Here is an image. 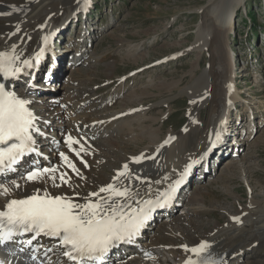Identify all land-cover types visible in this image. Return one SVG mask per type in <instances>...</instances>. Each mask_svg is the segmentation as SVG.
Listing matches in <instances>:
<instances>
[{"label":"bare ground","instance_id":"1","mask_svg":"<svg viewBox=\"0 0 264 264\" xmlns=\"http://www.w3.org/2000/svg\"><path fill=\"white\" fill-rule=\"evenodd\" d=\"M209 1L204 15L209 18L210 23L208 22L205 26L204 24L199 26L196 32L197 40L194 43V49L205 48L215 34L221 36L223 45H225V37L231 25V12L244 0ZM84 9V0H0V52L10 53L11 51L8 52L9 47L12 49L23 46L20 53L19 50H16V54L20 56V60L16 62V66L21 68L18 78L0 76V83L5 85L6 91L15 94L18 98L27 102V108L36 116L34 121L35 127L41 129L42 133L50 131H56L57 133V131H60L55 125V119L64 117L63 114L59 113L58 108L53 107V104L60 98L56 97L57 91L55 87L51 86V89L48 90V85L42 86L40 89L44 90V94L43 96L39 95L40 90L36 86V81L43 70L46 57L43 54L38 59H33V55L45 45L44 51L47 57H49V64L52 65L47 67L46 75L41 77L42 80L48 82L51 79L60 81L64 70L61 65L65 61L66 64H71V70H74L71 71L72 73L76 72V75L79 74L81 69L77 68V65L74 66L76 57L74 55L70 56L67 52L59 51L55 45V38L56 32L60 33L66 22L73 19L74 14L88 12ZM209 24V28H205ZM86 30L89 33L88 27ZM46 37L50 39L45 41ZM52 43L53 46L51 45ZM138 50L140 51L141 49L139 48ZM146 54L141 55V57ZM135 55H138L136 54V50ZM89 56V51L85 50L80 60L81 63L84 62L86 64V62L90 63L97 60H93L95 58L93 55L92 61H85V58H89ZM24 60H31L32 66L25 68L22 63ZM214 65L221 66V70L214 69ZM226 75L225 68L217 60H213L209 69L204 71L195 84L188 90L190 99L195 100L194 104H199L204 109L209 108L210 115L205 124H198L197 121H193L194 108H191L188 112L189 119L182 131L171 129L164 132V123H161L162 126L160 125L151 130L149 126L157 122L149 118L140 121L142 126L137 133H134V129L137 127V122L134 119L126 120L125 126L115 132L116 130L113 129L114 124L118 126L121 123V115L127 118L136 115L141 117L147 114L143 113L142 109L139 108L137 113L130 116V114L135 112L133 109L138 107L133 105L140 104L141 99L144 98V96L136 97L132 93L128 95L120 94L121 96L119 92L116 93V98H121L120 108L119 110L110 112L108 119L104 122L99 121L107 116L106 110L104 112L86 114L87 120L84 117L86 120L85 124L77 126V129L75 127V130L79 131V133H77L76 137L72 136L73 140L79 142L73 144L72 149L79 151L83 147L85 151L80 153L79 158L75 156L74 151H70L69 153L66 150L65 152V155L76 166L83 179L80 176H75L71 169L62 167V160L56 161L54 159L58 141L51 142L40 136L37 148L40 154L46 157H39L34 161L24 158L19 164V171L0 177V185L10 186L11 184L19 183L22 186L20 189H13L11 195L8 197L0 196V209H3L10 199L24 198L45 192L53 197H69L73 199L74 203L83 204L87 202V197L90 193L98 192L100 188L113 184L114 181L117 187H131L134 192H138L139 195L135 199H140L141 201L156 199L159 192L169 191V186L173 185L174 181L180 179L187 170V176L184 177L183 182L176 188L171 200L175 199L177 193L181 190H186V181L190 178L193 179V167L199 166L202 168L200 174L203 179L205 178V173L208 172L210 174V165H208L210 153H215L217 150L224 151V148H227L224 140L229 136L227 134H231V130L234 131V126L228 125L229 123H233V121L229 122L228 115L230 112L228 106L231 101L233 103L235 98L231 95L226 96L231 90V83L227 85ZM228 77L229 79L230 77L232 78V76ZM120 83H124V79H121ZM72 89L73 87L69 88V91L66 93L68 95H64L63 93L66 109L70 114H75L78 119H81L80 115L83 110L77 108V105L75 106L72 100L78 103L86 102L89 99L93 101L94 98L92 95L90 98H87L88 96L71 92ZM144 94H148L146 90ZM238 97L241 96L239 95ZM111 98L105 100L108 103L102 102L104 108H107L109 104H113L116 101L115 99L113 102ZM110 99L111 101H109ZM46 101L48 102L46 103ZM166 103L165 101H160L157 105L161 104L159 106L163 108ZM171 112L169 110L166 114L163 113L160 120H163ZM225 117H227V123L223 124ZM214 128L219 129V131L225 130L223 136H221L222 134L217 136V133H213ZM248 132L251 133L249 128ZM117 134H119V137L115 139ZM130 145H133L135 150L133 147L131 149ZM136 146H138L137 151ZM236 149L235 151H237ZM85 152L90 153V155H85ZM113 152H116L118 156L117 163L115 160L116 155H113ZM48 156L51 157L52 161L48 160ZM236 157L240 161V153L236 154ZM137 158L140 159V162L133 163ZM224 159H222V161L224 160L223 165H221L222 162L219 164L221 165L220 172L231 171V168H234L236 165L235 159L232 157H225ZM81 160L84 163H81ZM35 163L37 165H34ZM85 164H87V167L84 166ZM108 165H113L114 167L109 169ZM124 165H128L127 176L116 180L117 171L125 170ZM189 165H191L190 170L188 168ZM37 166H41L40 169L56 167L59 169V172L67 171L70 184L53 187L47 176L38 182H26L23 177L32 171L30 169ZM93 169L98 170L92 171ZM165 177H168V179H164ZM195 180L196 178L193 181L195 182ZM91 188H95V190H90ZM193 189L195 190L190 194L184 190L178 202L173 201L171 204V200L167 202L164 208L167 214H164L163 217L169 220L170 212L182 201H184V207L186 206L185 209H191L189 210L191 214H195L196 211L199 212L200 207L197 204L201 198H204V195L201 194L200 186H196ZM129 203H131L132 207H138L134 200L129 201ZM256 203H260V205ZM246 204L243 210L228 213L226 226L223 224L220 227L214 226V228L204 230L201 236L196 232L195 234L187 232L186 228L179 225V221L172 223L173 225L169 221L152 228V223L157 218L156 212L153 211L142 228L141 233L138 235V238H141L140 242L134 248L126 249L125 251L127 254H132L119 257L118 259L114 256H111V258L107 256L105 264H186L187 259L198 260V258L192 253L185 252V247H198L201 243H207L211 246L204 258L216 261L217 264H237L239 260L248 256L255 246L263 245L264 241V197L253 201L248 199ZM226 211H229L227 207L225 208ZM25 240V237L15 239L7 248L3 249L5 255L8 258L15 257L18 264H71L66 257L61 255L64 250L55 248L58 244L57 240L52 238L41 239L33 243V247L39 249V251L33 253L31 249L25 248V251L21 253L17 247H24V244L21 242ZM47 248L54 249L52 253H49L50 259L42 255L43 251ZM145 253L150 258H146ZM32 255L37 257L35 261L31 259Z\"/></svg>","mask_w":264,"mask_h":264},{"label":"rangeland","instance_id":"2","mask_svg":"<svg viewBox=\"0 0 264 264\" xmlns=\"http://www.w3.org/2000/svg\"><path fill=\"white\" fill-rule=\"evenodd\" d=\"M209 2V0H87L88 18L74 14L73 19L66 22L56 37L55 43L58 49L72 55L80 48L84 38L86 40L81 49L88 50L90 55L85 61H90L94 57L93 60H97L78 64L77 68L81 69V72L77 75L76 72H71L74 70L67 64L61 74V80L53 82V88L55 87L57 91L56 97H60L53 107L58 108L64 118L55 119L57 123L54 120L60 131L57 133L53 131L50 132L51 136H45L51 141H58L54 159L59 161L60 154L67 150L66 140L77 136L75 127L77 129V126L85 124L88 113L106 110L107 116L99 121L104 122L110 112L119 110L121 98H116L117 92L119 95L132 93L136 97L144 96L140 104L133 105L138 107L133 109L135 112L130 116L137 113L139 108L147 114L127 118L121 115V123L118 126L114 124L115 132L125 126L126 120L134 119L137 122L134 133H137L142 126L140 121L149 118L157 122L149 126L151 130L164 123V132L171 129L182 131V124L183 127L186 126L191 108H194L193 121L205 124L210 115L209 108L204 109L199 104H194L195 100L190 99L188 90L201 74L209 69L212 61L217 60L225 68L227 81L232 82L234 86L233 92L231 87L230 93L227 92L226 95L235 98L228 106L229 122L234 123L228 124L234 126V131H230L231 136L229 135L227 139V142L231 143L225 154L220 150L213 154L217 155V160L212 155L210 174L205 173L200 185L193 181L200 174L198 170L200 167L196 168L187 189L192 193L194 187H201L200 191L204 198L197 204L200 207L199 212L191 214L189 211L191 209H185V204L181 203L171 211L169 220L159 216L154 221L155 227L169 221L171 225L179 221V225L186 228L187 232L191 234L196 232L199 236L204 230L214 226L220 227L221 224L226 226L228 213L243 210L248 199L253 201L264 197V0H244L231 12V25L225 37V45L221 36L215 34L205 48L194 49L199 26L202 24L205 26L209 22V18L204 15ZM209 26L210 24L205 28ZM67 35L70 36L69 42H66ZM78 38L81 39L79 42ZM51 45L53 46V43ZM22 49L23 46L15 48L19 53ZM53 49L56 50L55 47ZM135 50L138 55H135ZM10 51L9 47L8 52ZM143 54L146 55L141 57ZM214 69L220 71L221 66L214 65ZM228 76L232 78L229 79ZM120 78L130 79L127 83L126 80L120 83ZM70 87L74 89L71 92L88 96L87 98L92 95L94 98L93 101L89 99L78 103L72 100L77 108L83 110L81 119L66 109L64 95ZM145 90L148 94H144ZM239 95L241 97H238ZM110 97L113 102L115 99L116 101L104 108L102 102ZM160 101L169 103L161 108L159 106L161 104L157 105ZM169 110L173 112L169 114L171 116L165 117V121L160 120L161 115ZM226 123L227 117L223 120V124ZM248 128L251 133L248 132ZM214 129L218 133V129ZM118 137L119 134L115 139ZM236 146L240 147L236 149L238 152H234ZM132 147L135 150V147L130 145L131 149ZM238 153L241 159L239 162L235 159V167L231 168V171L220 172L224 158H235ZM113 155H116L117 163L116 152H113ZM48 158L52 161L51 157ZM222 159L224 160L221 161ZM108 166L109 169L114 167ZM224 207L229 211L225 212ZM125 251L126 255L131 254ZM117 256L122 257V252ZM237 264H264V241L263 245L255 246L249 255L239 260Z\"/></svg>","mask_w":264,"mask_h":264},{"label":"snow or ice","instance_id":"3","mask_svg":"<svg viewBox=\"0 0 264 264\" xmlns=\"http://www.w3.org/2000/svg\"><path fill=\"white\" fill-rule=\"evenodd\" d=\"M48 39L50 38L46 37L45 41ZM19 60L20 56L16 54L15 48H12L10 53L0 52V76L18 78L21 68L16 66V62ZM22 63L25 68L32 66L31 60H24ZM26 104L27 102L15 94L6 91L5 85L0 83V146H4L0 147V176L14 171L19 159L35 150L33 134L37 131L34 124L36 118ZM66 143L69 150L74 151L72 145L79 142L69 137ZM84 151L81 147L79 151H74V154L79 158L80 153ZM85 155L90 153L85 152ZM60 157L63 161L62 167L71 169L75 176L83 179L66 155L61 153ZM139 162V158L133 161ZM81 163H84L83 160ZM84 166L87 167V164ZM123 167L125 171L119 172L116 180L127 176L128 165ZM188 168L190 170L191 165ZM187 174L186 170L180 179L169 186V191L159 192L156 199L143 201L135 199L139 195L138 192H134L131 187H117L115 181L100 188L98 192L90 193L87 202L83 204L74 203L69 197H53L46 192L24 199H10L4 208L0 209V245L30 233V239L17 242L23 243L35 253L39 249L33 247V240L43 235L57 240L55 248L64 249L61 255L73 264L87 262L105 264L104 257L109 251L122 243L132 242L151 213L172 199L176 188ZM45 176L53 187L70 184L68 172H59L56 167L34 169L23 179L26 182H38ZM21 187L19 183L10 186L0 185V196L8 197L13 189ZM133 200L138 207H132L129 203ZM210 247L207 243H201L193 248L185 247V252L192 253L198 258V260L189 258L186 264H217L216 261L204 258ZM23 250L22 248L21 251ZM53 251V248H47L42 255L50 259L49 253ZM145 257L150 258L147 253ZM31 259L35 261L37 257L32 255Z\"/></svg>","mask_w":264,"mask_h":264}]
</instances>
